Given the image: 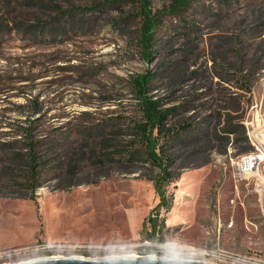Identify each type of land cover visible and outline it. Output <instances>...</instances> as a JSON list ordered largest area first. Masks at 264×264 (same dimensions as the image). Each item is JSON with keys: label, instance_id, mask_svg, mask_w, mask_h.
<instances>
[{"label": "rangeland", "instance_id": "rangeland-1", "mask_svg": "<svg viewBox=\"0 0 264 264\" xmlns=\"http://www.w3.org/2000/svg\"><path fill=\"white\" fill-rule=\"evenodd\" d=\"M148 2L154 13L174 0ZM54 4L79 10L56 15ZM139 9V0H0V264L156 256L173 242L183 258L219 264L223 253L264 254V165L258 175L250 166L264 150V0H190L163 17L148 59ZM147 71L152 99L178 108L165 127L190 123L193 133L166 143L153 132L164 170L114 164L65 186L68 152L86 150L88 130L143 121L125 82ZM29 140L53 158L34 189L13 159ZM49 141L61 146L49 152Z\"/></svg>", "mask_w": 264, "mask_h": 264}, {"label": "trees", "instance_id": "trees-1", "mask_svg": "<svg viewBox=\"0 0 264 264\" xmlns=\"http://www.w3.org/2000/svg\"><path fill=\"white\" fill-rule=\"evenodd\" d=\"M49 1L53 3V0ZM189 3L190 0H174V3L168 8H162L151 13L148 0H139L140 25L137 43L140 46L141 56L144 59H148L152 54L156 29L162 26L163 20H165L163 17L168 15L178 16L189 6ZM54 5L58 11L56 15H70L74 11L79 10V8L76 9L75 7L72 9H61L56 4ZM99 6L100 3L90 6V10L97 9ZM179 21L184 26L188 23L182 16L179 17ZM154 75V73L147 71L142 74H137L125 82V85L130 88L131 93L139 101L138 105L140 106L143 121L135 122L133 126L126 127L125 129L100 128L96 129L95 132L94 130H88L83 139L80 140V144L86 146V150L73 149L68 152L66 160L68 168L65 172L67 180L64 184L65 186L90 182V175H95V179L105 176L108 174L109 168L114 164L124 167L123 169L125 171L130 172L133 170L132 168H126L127 166L130 165L132 167L136 163L144 162L147 164L149 161L154 167L164 170L162 164L164 161L163 156L155 146L157 137L154 136L153 132L155 131L161 134L167 143L172 139L178 140L183 138L185 131L192 134L193 130L189 126L190 123H183L179 126V129L165 127V122L170 119V114H174L178 108L174 106L161 108V101L152 99V96L148 94L150 81ZM119 117L121 116H116V119ZM119 134L126 135L124 142H120ZM48 143L49 146H47L46 150L49 152H53L61 146L60 142L49 141ZM37 146L38 141L29 140L21 147L25 150L15 153L13 158L15 161L22 163L23 166H26L24 168L25 174L23 175L27 178L25 179L26 184L24 185L31 187V189L38 187L40 184L39 179L43 171H45V167L42 166H46L53 159L45 158L44 154L40 155L36 153L35 148ZM164 147L165 145H162L160 151ZM85 164L88 168V171H86V179L74 180L75 175L83 171ZM52 167H56V164H53ZM158 191L161 192L160 189Z\"/></svg>", "mask_w": 264, "mask_h": 264}, {"label": "clouds", "instance_id": "clouds-1", "mask_svg": "<svg viewBox=\"0 0 264 264\" xmlns=\"http://www.w3.org/2000/svg\"><path fill=\"white\" fill-rule=\"evenodd\" d=\"M88 251L92 253V249H88ZM92 257L96 264H129V262L135 260V258L126 251L125 254L119 256L112 254L97 256L93 253ZM183 257V250L173 242L163 246L161 253L157 254L155 258L142 257V259L145 260L146 264H203V261L186 259Z\"/></svg>", "mask_w": 264, "mask_h": 264}, {"label": "water", "instance_id": "water-1", "mask_svg": "<svg viewBox=\"0 0 264 264\" xmlns=\"http://www.w3.org/2000/svg\"><path fill=\"white\" fill-rule=\"evenodd\" d=\"M119 256V255H116ZM135 260L129 262V264H146L145 260L142 257H152L155 256L150 254H142V255H132ZM198 261H203V264H219L216 262L204 261L199 259H194ZM8 264H96L93 258L83 257V256H44V257H36L29 260L21 261V262H13Z\"/></svg>", "mask_w": 264, "mask_h": 264}, {"label": "built area", "instance_id": "built-area-1", "mask_svg": "<svg viewBox=\"0 0 264 264\" xmlns=\"http://www.w3.org/2000/svg\"><path fill=\"white\" fill-rule=\"evenodd\" d=\"M256 133V137H257ZM259 139V136L257 137ZM260 140V139H259ZM261 146V144L259 143ZM261 147V155L254 156V159L250 161V166L255 170V175L259 174V166L264 165V150ZM238 173V172H237ZM229 255V262H225L226 264H264V254L262 255H247V254H231Z\"/></svg>", "mask_w": 264, "mask_h": 264}, {"label": "bare ground", "instance_id": "bare-ground-1", "mask_svg": "<svg viewBox=\"0 0 264 264\" xmlns=\"http://www.w3.org/2000/svg\"><path fill=\"white\" fill-rule=\"evenodd\" d=\"M240 166H241V165H240ZM194 252H195V253L198 252V253H201V254H203V255H204V254H207L205 251H194ZM131 255H133V254H131ZM221 257H222V260H223L224 262H227V261L229 262V255H228V254L223 253Z\"/></svg>", "mask_w": 264, "mask_h": 264}]
</instances>
